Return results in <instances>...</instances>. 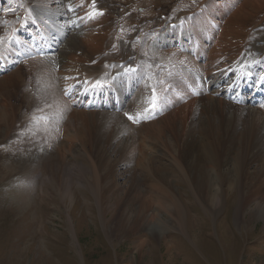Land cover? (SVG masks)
<instances>
[{"label":"bare ground","instance_id":"1","mask_svg":"<svg viewBox=\"0 0 264 264\" xmlns=\"http://www.w3.org/2000/svg\"><path fill=\"white\" fill-rule=\"evenodd\" d=\"M116 1L101 0V7L93 10L89 0H0V34L10 35L26 14L23 24L28 29L16 42L42 30L51 38H62L61 43L52 39L56 57L31 59L0 77L2 147L23 139L20 148L28 151L26 137L44 136L49 148H57L56 154L46 157V164L31 161L30 170L37 172L42 167L40 171L46 172L53 188L61 189L67 199L64 167L72 161L86 164L102 214L114 210L108 231L116 237L130 231L149 232L157 239L171 223L185 233L187 214L176 190L180 182L212 214L219 211L228 193L239 190L236 222L242 224L245 202L264 209V191L245 193L243 181L250 174L249 165L260 161L256 179L264 180V104L235 105L220 92L222 86L241 80L237 67L243 63H249L255 74V86H264V31H253L264 0H206L204 7L191 11L195 12L193 18L185 17L182 26L178 17L161 20L159 15L155 21L157 14L153 22L158 30L146 32L137 45L143 48L149 39L147 51L135 50L133 38L140 29L120 37L123 29L114 31L117 19L112 13L98 15V10L113 7ZM168 10L162 4L158 13L169 16ZM69 15L73 16L72 26ZM259 18L264 20V16ZM137 19L127 20L141 27L148 25L146 19L140 23ZM170 23H177L176 28L169 29ZM260 24L258 27L264 26ZM165 49L172 52V58H161ZM130 58L141 60L142 67L138 76L113 84L120 93L121 112L115 106L108 110L75 108L62 96L60 83L70 87V82L105 71L110 62ZM95 59L98 62L91 64ZM157 70H161L159 75ZM169 77L173 85L163 103L164 113L152 120L153 104L143 96L150 89L162 92ZM130 112L135 120L127 118ZM143 117L148 121L142 122ZM32 145V152L38 154ZM254 148L256 152H252ZM145 180H155L163 188L152 185L151 190H142ZM123 205H132L136 213L130 214ZM120 218L127 229L121 230ZM259 218L264 219V213L250 216V221ZM150 241L145 235L135 242L141 257Z\"/></svg>","mask_w":264,"mask_h":264},{"label":"rangeland","instance_id":"2","mask_svg":"<svg viewBox=\"0 0 264 264\" xmlns=\"http://www.w3.org/2000/svg\"><path fill=\"white\" fill-rule=\"evenodd\" d=\"M119 1L124 7L129 3L132 9L137 4V14L132 16H137L140 23L145 20L142 16L150 17L152 22L156 14L155 21L159 15L162 16L161 12L155 10L161 8L162 4L168 7L167 14L171 11L185 13L192 11L202 0ZM119 4L111 12L117 17ZM157 4L160 5L157 7ZM141 6L148 12L139 16L143 9ZM263 12L264 8L257 14L260 15L259 22L253 31H264V26L258 27L260 22L264 23L259 18L264 16ZM149 43L148 39L143 48L138 44L136 48L147 51ZM161 52L166 53L161 58H172V52L167 53L166 49ZM34 135L33 138L26 137L28 151L20 148L23 139L17 141L16 145L19 146L4 147L0 139V264H264V219L250 221V216L264 213V209L259 210L257 203L245 202L244 215H241L244 222L238 224L239 190L228 193L219 211L212 214L204 210L189 188L180 182L176 190L187 214L185 233L178 229L176 223H171L157 239L149 232L137 234L130 231L116 237L108 231L113 226L109 220L114 210L102 214V204L97 201L91 185L92 174L86 164L72 161L64 167L63 177L69 199L63 198L59 191L61 189L53 188L46 172L43 175L44 170L40 171L42 167H37V172L30 170L31 161L41 160L46 164V157L56 154L57 149L49 148L42 139L44 136L39 133ZM31 145L38 148V154L32 152L34 148ZM245 145L243 143V150ZM256 151L255 148L252 150ZM250 159L253 160L252 156ZM237 164L242 167L241 162ZM259 164L261 161L257 165H249L250 174L243 177L245 193L257 189L264 191V180L260 182L256 179ZM22 165L27 169H23ZM121 174L124 172L121 171ZM120 182V185H125L124 181ZM144 182L141 189L145 191L151 190L152 185L163 188L155 180ZM123 206L130 214L136 213L132 205ZM163 219L170 220V217L163 215ZM119 220L121 230L127 229L123 219ZM145 235L151 241L141 257L135 242Z\"/></svg>","mask_w":264,"mask_h":264},{"label":"snow or ice","instance_id":"3","mask_svg":"<svg viewBox=\"0 0 264 264\" xmlns=\"http://www.w3.org/2000/svg\"><path fill=\"white\" fill-rule=\"evenodd\" d=\"M128 118H129L130 120H131V119H133V117H132V116H129Z\"/></svg>","mask_w":264,"mask_h":264}]
</instances>
